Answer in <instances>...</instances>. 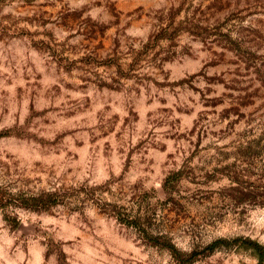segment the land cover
<instances>
[{
	"label": "rangeland",
	"instance_id": "374dc122",
	"mask_svg": "<svg viewBox=\"0 0 264 264\" xmlns=\"http://www.w3.org/2000/svg\"><path fill=\"white\" fill-rule=\"evenodd\" d=\"M0 264H264V0H0Z\"/></svg>",
	"mask_w": 264,
	"mask_h": 264
}]
</instances>
